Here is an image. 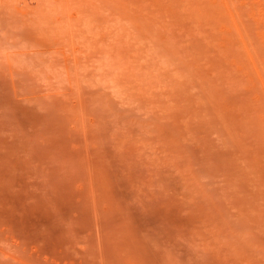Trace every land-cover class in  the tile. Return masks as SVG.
Returning a JSON list of instances; mask_svg holds the SVG:
<instances>
[{
  "label": "rangeland",
  "instance_id": "1",
  "mask_svg": "<svg viewBox=\"0 0 264 264\" xmlns=\"http://www.w3.org/2000/svg\"><path fill=\"white\" fill-rule=\"evenodd\" d=\"M0 264H264V0H0Z\"/></svg>",
  "mask_w": 264,
  "mask_h": 264
}]
</instances>
